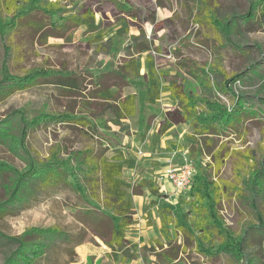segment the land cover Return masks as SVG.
<instances>
[{
	"label": "rangeland",
	"instance_id": "1",
	"mask_svg": "<svg viewBox=\"0 0 264 264\" xmlns=\"http://www.w3.org/2000/svg\"><path fill=\"white\" fill-rule=\"evenodd\" d=\"M30 8L36 10L20 16L13 30L6 28ZM39 8L57 13L54 24ZM249 11V0H0V82L6 74H39L38 79L47 73L76 82L69 87L57 84L58 78L39 77L24 89L0 91V124L7 123L0 163L20 173L31 164L69 165L90 194L93 181L100 180L102 159L121 152L136 161L124 179L142 196L147 188L156 194L144 208L136 199L147 227L157 225L161 206H170L176 225L187 227L173 228L168 239L156 230L157 239L145 246L131 236L127 253L113 252L80 220L90 199L68 187L39 184L29 202L0 212V235L57 228L75 236L72 243L50 242L36 264H248L249 255L263 253L264 242L257 238L243 261L209 253L225 242L238 246L249 227L264 221V187L253 194L249 186L264 164V23L259 17L238 19L231 36L225 31L233 15L241 18ZM105 91L114 99L103 97ZM173 93L198 102L199 116L208 114L206 102L229 111L240 95L256 114L248 113L236 130L202 137L185 120ZM128 94L137 95L136 113L115 123L112 107ZM186 151L196 180H204L215 196L227 230L224 235L214 230L211 243L195 230L199 216L189 192L178 194L166 182L169 197L162 195L155 180L165 158L178 164ZM15 176L0 175V203H6ZM83 237L89 242L76 245ZM13 249L0 239V264Z\"/></svg>",
	"mask_w": 264,
	"mask_h": 264
},
{
	"label": "trees",
	"instance_id": "2",
	"mask_svg": "<svg viewBox=\"0 0 264 264\" xmlns=\"http://www.w3.org/2000/svg\"><path fill=\"white\" fill-rule=\"evenodd\" d=\"M250 11L243 17L233 15L225 23V31L229 36L232 35L234 29L237 27L239 21L249 22L254 21L258 17L264 23V0H249ZM36 8H30L28 11L22 12L11 22L6 28L13 30L16 27L15 22L22 15H29L34 12ZM45 14L49 15L51 22L54 24L53 18L57 15L51 10H42ZM242 23V22H241ZM143 52L148 49H143ZM151 58H148L147 64L149 65L148 73H153L152 64L150 65ZM39 74L30 75L25 77H14L11 75H4L3 80L0 82V91L4 94L6 91L16 88L24 89L32 83H36L40 79L58 78L57 84L63 86L76 87V82L70 76H62L59 74ZM128 76L125 75V78ZM174 97L179 100L181 106V113L193 131H198L199 135L204 136H219L225 134L227 131L237 129L243 121L244 117L251 113L250 106L244 95L237 96L236 105L229 111L218 102L207 103V111L202 116L198 111V102L194 99H189L188 96ZM103 97L107 99H114L108 92H104ZM136 94H128L124 98H119L116 101L118 104L112 107V114L114 122L118 123L136 113ZM204 111V110H203ZM7 123L0 124V139L2 137V130L6 127ZM161 131V130H160ZM163 131V130H162ZM4 136L8 137L9 135ZM12 142H16L12 139ZM23 143L20 137V143ZM19 144V142L17 141ZM211 153V152H209ZM99 165L100 180H94L93 185L95 189L87 193L82 183L76 177V172L73 167L69 165H58V163H50L47 165L31 164L24 172H17L15 169L0 163V175L3 173L13 172L16 178L11 181L8 186L9 197L6 203H0V212H7L16 207L17 204L23 205L29 202L31 197L34 196V188L39 184L49 186H63L71 188L78 197L91 200V208L84 212L81 222L91 228L93 236L99 237L113 252L121 251L127 253L130 249V241L127 239V233L131 231L137 221L135 218L136 210L133 202L134 195H141V192L136 187H132L123 177L126 169H134L136 161L129 157H125L121 152L118 156L111 159H102ZM260 170L255 174L254 180L249 184L253 194L262 193L264 187V164ZM153 191L156 188L151 187ZM131 191V192H130ZM208 191V192H207ZM154 196L156 194H153ZM191 198V205L193 212L199 216L198 221L195 223V230L199 232L200 238L204 242L211 243L214 241L213 231L218 234H226L227 230L222 229V222L220 221L219 214L216 208V198L211 195V192L205 187V181L201 178L196 180L194 176L192 186L189 190ZM256 208V204H254ZM107 211L109 212H106ZM3 212V213H5ZM158 216L161 220V235L163 238L170 237L169 231L186 230L184 225H176L175 214L170 206H161L158 209ZM115 217L120 219L116 223ZM228 235V234H227ZM42 238V241L39 239ZM79 238V236H78ZM257 238V243L264 242V221L259 218L258 226L249 227L238 246L231 245L229 242L222 243L214 252L210 249L209 253L220 255L227 253L233 256L236 260L243 261L247 257V250L251 246V241ZM6 244L13 245L14 249L10 250L5 258L4 264H36V262L45 255L49 243L55 242L57 239H62L66 242L72 243L75 236L68 232L61 231L57 228H32L27 230L24 234L18 237H9L0 235ZM89 240L85 237L77 240L76 245H81ZM264 250V245H261ZM133 259L132 257H130ZM248 264H264V252L251 254L248 257Z\"/></svg>",
	"mask_w": 264,
	"mask_h": 264
},
{
	"label": "crops",
	"instance_id": "3",
	"mask_svg": "<svg viewBox=\"0 0 264 264\" xmlns=\"http://www.w3.org/2000/svg\"><path fill=\"white\" fill-rule=\"evenodd\" d=\"M171 143H176V142L175 141H172ZM162 145L164 146L165 143L163 142ZM159 159H157L158 162H159ZM169 160H171V159L170 158H165V164L163 166H161L160 167V170H158L156 172V174L158 173V175H157V177L155 179L157 181V184L159 185V187L162 188V190H161V193L163 192L162 195H166V196H168V194H167V188L164 185V183H166L167 181H160L159 180V175L168 166ZM175 161H176V163H178V159L177 158L175 159ZM167 183H170V182H167ZM145 194L146 195H144V196H142V195H134L133 196V202H134V206H135V210H136L135 218H136L137 223H136L135 227L131 231H129L127 233V239L130 241V238L134 237V240H133L134 243L140 241V243H141L140 246L147 245L149 243V240L152 237L155 238V239H157L158 236L156 234V230H158L159 235H161V220H160L159 216H158V218L156 217V223H157V225L155 227H149L148 228L145 219H142L141 218L142 215H143V213H140L139 214L138 211H137V206H136V199L137 198H140L141 208L142 207L144 208V205L145 204H148L150 202V200L156 201L155 200L156 199L155 196L151 194V192H150V190L148 188L145 190ZM165 200H168V198H166ZM157 212H158V210H157ZM130 243H132V242L130 241Z\"/></svg>",
	"mask_w": 264,
	"mask_h": 264
},
{
	"label": "built area",
	"instance_id": "4",
	"mask_svg": "<svg viewBox=\"0 0 264 264\" xmlns=\"http://www.w3.org/2000/svg\"><path fill=\"white\" fill-rule=\"evenodd\" d=\"M194 178V165L189 153L186 151L178 164H171L159 175L160 181L170 182L178 194L189 192Z\"/></svg>",
	"mask_w": 264,
	"mask_h": 264
}]
</instances>
